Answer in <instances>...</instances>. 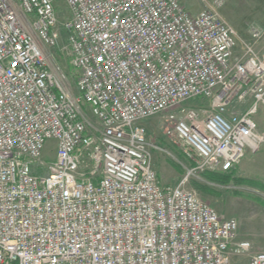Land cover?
Listing matches in <instances>:
<instances>
[{"label":"built area","instance_id":"obj_1","mask_svg":"<svg viewBox=\"0 0 264 264\" xmlns=\"http://www.w3.org/2000/svg\"><path fill=\"white\" fill-rule=\"evenodd\" d=\"M0 0V264H264L188 189L264 143V28L178 0ZM161 117L185 177L158 180ZM51 158L46 164L47 144Z\"/></svg>","mask_w":264,"mask_h":264},{"label":"rangeland","instance_id":"obj_2","mask_svg":"<svg viewBox=\"0 0 264 264\" xmlns=\"http://www.w3.org/2000/svg\"><path fill=\"white\" fill-rule=\"evenodd\" d=\"M190 15H197L203 10L214 8L220 3L217 13L236 33L238 51L244 43L250 42L249 29L252 26L264 28V0H178ZM57 16L62 22L67 14L63 2L57 0ZM257 130L264 136V108H260L254 118ZM150 145L160 149L151 150L153 168L161 185L175 186L186 174L184 161L176 152L173 141L164 135L166 127L161 117H153L143 123ZM47 144L44 154L46 164L51 154ZM202 174L189 178L186 187L194 190L198 198L209 205L222 219H235L238 224L237 240L248 241L251 253L264 252V143L256 153L246 152L241 162L232 170L231 177L252 185L234 187L231 184L219 187L202 179ZM226 174V173H224ZM196 183L206 189V193L196 191L192 187Z\"/></svg>","mask_w":264,"mask_h":264},{"label":"trees","instance_id":"obj_3","mask_svg":"<svg viewBox=\"0 0 264 264\" xmlns=\"http://www.w3.org/2000/svg\"><path fill=\"white\" fill-rule=\"evenodd\" d=\"M232 171L226 173V174H219V173H207L205 172L202 175V179L205 180L206 182H208L211 185H216L219 187H223L226 185H229L232 183V185L234 187L236 186H241V185H252L249 181H243L237 178H232L231 177ZM192 187L196 190V191H200L202 193H206V189L196 183H192ZM264 191V187H259Z\"/></svg>","mask_w":264,"mask_h":264}]
</instances>
